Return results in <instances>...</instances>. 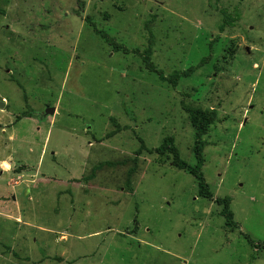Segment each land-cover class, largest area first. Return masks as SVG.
I'll return each instance as SVG.
<instances>
[{"label": "rangeland", "instance_id": "rangeland-1", "mask_svg": "<svg viewBox=\"0 0 264 264\" xmlns=\"http://www.w3.org/2000/svg\"><path fill=\"white\" fill-rule=\"evenodd\" d=\"M222 9L241 15L223 31ZM213 40L175 88L145 67L152 47L165 75L187 69ZM2 102L0 264H264V0H0ZM184 105L217 112L202 136L212 200L148 151L172 135L195 164Z\"/></svg>", "mask_w": 264, "mask_h": 264}, {"label": "trees", "instance_id": "trees-1", "mask_svg": "<svg viewBox=\"0 0 264 264\" xmlns=\"http://www.w3.org/2000/svg\"><path fill=\"white\" fill-rule=\"evenodd\" d=\"M223 14V21L222 24L219 26V29L223 31L226 27L235 26L237 21L240 19L241 15L240 13H234V12H228L226 9H222ZM149 23H147V29L150 34V43L151 45H155L154 41V34L152 30L149 28ZM97 33L100 34L105 41L112 45L113 48L117 51L123 50L124 53H130V50L128 48H125L122 46V44H119L116 42V40L107 34L103 30H97ZM216 40H213L210 42V53L203 57L196 65L191 66L187 69L183 70H174L169 75H165V73L156 67V65L153 62L152 56V47H150L147 51H145L143 55V61L145 63L146 69H148L150 72L155 73L159 76V79L162 82H166L169 86L175 88L181 79L187 78L192 76L194 73H196L197 70H199L201 67H203L205 64H207L210 61V58L214 52V43ZM133 52H138V49H135ZM184 109L189 113V118L192 123V125L196 129L195 133V144H194V155L196 162L195 164H190L186 160H184L181 157L180 150L175 144V137L172 135L165 136L162 144L159 147H156L154 149H148L150 153H157L159 155H169L172 159V164L182 170L188 171L190 174L195 176V178L198 181V193L199 196L207 198L212 200L214 198L213 192L210 189V185L208 184L204 172H203V166L205 163V157H204V148H205V142L202 139V136L205 135L208 132L209 125L213 124L214 121L217 119V112L216 110H213L212 112L203 111L201 109L192 108L190 106L184 105ZM141 141V147L145 149V143L144 139L140 137ZM140 149L136 154L141 155L143 149ZM136 168L133 167L128 171V178H127V185L131 184V175L135 173ZM215 202L222 206V215L225 217L226 226L234 229L239 227V223L234 218V212L231 209V202L232 197L231 196H225V197H216ZM248 239V241L251 244H254L255 241L249 236L245 235ZM264 244V243H263ZM258 244V245H263Z\"/></svg>", "mask_w": 264, "mask_h": 264}, {"label": "crops", "instance_id": "crops-1", "mask_svg": "<svg viewBox=\"0 0 264 264\" xmlns=\"http://www.w3.org/2000/svg\"><path fill=\"white\" fill-rule=\"evenodd\" d=\"M56 112H57V109H56ZM55 112V113H56ZM9 163L10 162H8V161H6V160H3L2 161V163H1V165H2V167L3 166H5L4 164H7L8 166H9ZM13 164V163H12ZM14 166H15V164H13ZM14 166H13V168H14ZM90 166V165H89ZM5 168V167H4ZM83 168H84V166H83ZM89 169V168H88ZM88 169H85L84 168V172L81 174V178H80V180L79 181H82V182H87V183H89V182H94L95 183V181L98 183V181H97V177H98V174L96 175V173L94 174L93 173V170L91 169V171L90 170H88ZM93 169H94V167H93ZM5 171L6 170H8V169H4ZM98 171V170H97ZM6 172H8V171H6ZM15 175V174H14ZM21 176H20V178H22L23 176V174H20ZM133 175V176H132ZM131 176H132V180L134 179V176H135V174L133 173ZM16 176V175H15ZM33 178H36V182L35 183H37V176H32ZM19 179V177H17V180ZM17 180H12V183H15L16 185H19L20 184V181H17ZM131 180V181H132ZM24 181V180H23ZM26 181V183L27 184H30L31 186H32V188H36L35 187V185L33 184V180H25ZM35 181V180H34ZM100 186V185H99ZM102 186H104V185H102ZM100 188H104V187H100ZM18 200H17V198H15V202H17ZM13 215H10V217H12ZM17 221L18 222H23L22 220H21V218H20V216H18L17 217Z\"/></svg>", "mask_w": 264, "mask_h": 264}, {"label": "water", "instance_id": "water-1", "mask_svg": "<svg viewBox=\"0 0 264 264\" xmlns=\"http://www.w3.org/2000/svg\"><path fill=\"white\" fill-rule=\"evenodd\" d=\"M1 107L4 106V103L2 102L1 104ZM55 113V107H48L46 110H45V115H48V114H51L53 115Z\"/></svg>", "mask_w": 264, "mask_h": 264}, {"label": "bare ground", "instance_id": "bare-ground-1", "mask_svg": "<svg viewBox=\"0 0 264 264\" xmlns=\"http://www.w3.org/2000/svg\"><path fill=\"white\" fill-rule=\"evenodd\" d=\"M4 165H5L4 167H5L6 169H9L10 166H8L7 164H4Z\"/></svg>", "mask_w": 264, "mask_h": 264}]
</instances>
